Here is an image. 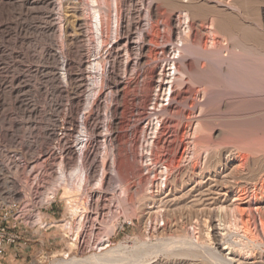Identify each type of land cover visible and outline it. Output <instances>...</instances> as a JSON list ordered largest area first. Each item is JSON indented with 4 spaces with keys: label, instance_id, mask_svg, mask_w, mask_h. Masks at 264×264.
<instances>
[{
    "label": "rangeland",
    "instance_id": "obj_1",
    "mask_svg": "<svg viewBox=\"0 0 264 264\" xmlns=\"http://www.w3.org/2000/svg\"><path fill=\"white\" fill-rule=\"evenodd\" d=\"M22 1L15 2L9 6L10 10L8 9L10 18L7 21L10 26L9 30L6 29L9 32L5 31L4 35L12 36L8 41L4 40L6 52L4 54L8 63L6 80L11 76L15 77L14 84L12 83L14 86L8 83L9 86L14 90H19L21 87L20 99L29 100V103L34 104L37 115L29 114L24 110V102H16L14 98L7 97L1 102L0 201L20 200L24 205L26 216L36 215L38 225L20 226L14 232L19 234L21 240L6 247L4 255L0 258V264H249V256L259 250L260 245L256 240L245 238L246 235L244 236L243 230L240 229L242 228L240 214L233 207L240 199V202H248L247 205L252 208L247 207L251 211L248 210L250 212L246 214L254 213L258 233L260 236L263 235L254 203L261 201L264 196V193L258 189L260 181L264 179V150L261 149L264 146V95L251 96L241 90L239 92L238 88L229 85L230 82L225 79H222L221 85H216L220 84V81L215 84L210 82L209 86L195 83L194 86L192 83L194 87L185 77L182 86H180L181 82L177 81L179 82L175 83L177 90L179 86L181 89L188 83L193 88H200L199 90L203 87L207 92H209L207 87H212L210 84L217 86L210 89L213 90L211 95L208 96L207 93L205 96L206 103L203 105L201 116L202 118L205 116L203 120L206 118L205 121L208 123L205 121L204 123L209 127L206 126L205 132L201 133L203 136L198 134L201 139L203 138L199 141L200 138L195 136L197 134L191 136L187 131L189 120L186 117L197 111L196 108L190 107L193 98L179 96L174 98L166 94L165 97H161L162 100L159 97L153 99L150 96L151 89L143 86L147 84L144 77L146 68L140 73L137 69L132 74L134 55L129 52L128 57L131 62L129 65L132 66H129L127 74L134 80L124 88L126 94L123 98L124 102L121 99L119 103L117 126L114 128L109 120L105 107L109 103L108 99L104 98L100 107L92 110H89L88 102L82 101L89 94V85L80 87L76 91L75 100L78 101L81 95L82 99L79 100L78 106L75 103L76 110L70 113V97L64 92L60 93L59 90L54 91L56 82L59 83L58 86L63 84L58 50L64 49L62 42L69 33L66 32V26H61L63 29L57 26L55 17L52 31L41 34L37 30L33 32L31 27L41 20L38 18L40 15H36L34 10L31 12L34 17L28 16L25 8L20 5ZM97 1L99 3L95 4L107 8L110 14H113V2L123 6L121 8L125 26H128L141 10V0ZM241 1H245L243 7ZM241 1L176 0L173 4L169 0L155 2L170 20L179 15V6L183 7V3L190 6L199 4L203 7L198 8L204 10H199V15L196 13L195 24L207 23L220 11L221 18L225 15L222 20H226L228 18L226 15L229 14L228 19L231 15L232 18L234 17L232 22V18L226 21L233 24V34L238 35V39L243 37V32L238 28L243 24V27L252 28L254 33L264 38L262 13L264 0ZM83 3L81 5H84ZM143 13L142 22L145 19ZM75 15L77 16H74V20L77 22L80 16ZM92 21L91 18V23ZM15 26L21 28L22 32L15 31ZM25 27L29 28L27 32L24 31ZM74 27V34L71 32L70 34H73L76 40L75 46L86 56L84 50L86 34L77 25ZM108 33L104 41L106 42L107 39L108 42L104 45L108 49L105 54L108 57L100 51L102 57L105 56L103 63L114 61L121 67L126 58L123 42L121 40L122 45L121 43L116 45L114 33L111 31ZM218 35L220 38L223 36L222 39H227V48L237 46V40L233 39L235 40L233 41L228 31L224 32L222 29ZM120 36L121 33L116 39ZM228 38L232 41L230 42ZM44 44L54 45L50 61L42 54L41 49ZM238 44L241 51L243 49L244 59L252 60L251 62L257 60V63L264 60L263 49L256 50L241 42ZM95 46L94 41L93 57L98 53ZM161 56L162 53L159 52L156 61L158 67L162 64ZM116 58L118 59L115 60ZM203 63L205 66L206 60H202V65ZM219 66L213 67L217 68L214 69L215 74L220 72ZM117 71L116 75H123L122 67ZM218 74L215 76L220 80L221 76ZM54 80L55 84L52 85ZM24 83L28 84L26 89L23 88ZM91 88L93 91L90 92L97 90L95 82ZM38 89H41L40 93L43 95L37 93ZM154 110L157 114L161 111L157 116L159 118L154 117L156 116L153 115ZM89 112H93L92 126L85 127L81 125V121ZM71 117L73 123L70 121ZM51 123L54 127L53 132L49 129ZM256 138H259V141ZM87 140H92L88 146H86ZM195 141L199 143L196 146H194ZM82 145L83 149L90 153V157L86 160L80 158ZM252 145L253 147L257 145V152ZM69 150L71 152H68ZM89 165H93V168L87 171ZM76 166L78 172L70 175L73 167ZM101 168L106 173L102 181ZM60 173L63 174L62 181L59 177ZM3 178L15 185L17 191L15 197L10 196ZM3 186L8 192L3 190ZM48 189L53 191L54 196L47 197L46 200L45 194ZM212 222H217L224 228L219 243L221 247H225L224 250H220L213 242Z\"/></svg>",
    "mask_w": 264,
    "mask_h": 264
},
{
    "label": "bare ground",
    "instance_id": "obj_2",
    "mask_svg": "<svg viewBox=\"0 0 264 264\" xmlns=\"http://www.w3.org/2000/svg\"><path fill=\"white\" fill-rule=\"evenodd\" d=\"M17 1L19 2L20 0H0V32L2 33L0 35V105H1V102L5 101L7 99V97H9V99L10 98H12V99L14 98V101H16V102H20V103L24 102V110L25 111L27 110V112L29 114H31V113L34 114V113L37 112L34 104L29 103V100L25 101V99H23V98L20 99V95L19 94H20L21 87H19L20 88L19 90H14V88L12 86L11 87L9 86L10 83L12 84L14 82L15 77L11 76L9 80H6V78H7L6 74L8 73L7 72V69H8L7 64L8 63H7V57L4 54V53H6L5 52L4 43H5L6 40L8 41V39L11 38L12 35L11 36L8 35V34L4 35V32L6 31V33H7V31L9 30V26H10V23L7 21L10 18L9 17L10 16L9 15V10H10L9 8L10 7L9 6L12 5V4H15V2H17ZM79 1L80 0H23L21 2V4H20L23 8H25L26 13H27L28 16L30 15V17H31L33 15V14L31 15V12L34 11V10L36 11L35 12L36 15L37 14L40 15V17H38V18L39 19L41 18V20L38 23H36V24L34 23L35 25H33L31 27L33 29V32H35L37 30L41 34L42 32L46 33V31H49V30L52 31L53 30V26H54V17L56 18L55 20L57 21L56 22L57 26H59V27H61L63 25L66 26V29H67L66 32L69 33V34H67L64 37V42H62V46L64 44L65 47H64V49L60 48L58 50L59 51L58 53H59V56H60V63H61L60 64V66H61L60 67L61 79H62L63 84L61 86H58L59 83L56 82L57 84L54 85V91L59 90L60 93L64 92L67 96L70 97V104H71V108H69V110L71 109L70 113H72V111H74L75 103H77L76 105L78 106L79 100L82 99V95H81V98L78 97L79 98L78 101L75 100L74 96L76 94V91H78L80 87L82 88L85 85H89L90 86L89 94H87L86 97L83 96L84 99H82V101L85 100L86 102H88L87 104L89 105L88 106L90 108L89 110H92L94 108L100 107V103L103 102L104 98L108 99L109 103H107L106 106H105L106 107V111L108 113V117H109V120H110L112 126H114V128H115V126H117L116 125L117 124V120H118V115L117 114H118V110H119V106H120L119 103H120L121 99L123 101V98H124V96L126 94V92H124V88H127L126 86L128 84H130V82H132V80H134V79H132L133 77H130L127 74V72L129 71V66H130L129 65L130 61H129V57H128L129 52L134 55V65L133 66L131 65L133 67V69L130 68V69L133 70V71L131 70L132 74H134V71H136L137 69L139 70V73H140V71L145 70V68H146V71L144 73V75H145L144 77H146L147 82H145V81H142V82L147 83V84L143 85L144 87H146L147 89L148 88L151 89V94L152 95H150V96L153 99L159 97V99L162 100L161 97H165L166 94H170V96L172 95V97H174V98H176L177 96H179L180 98L181 97L193 98L194 101L191 100V102H193V103L191 104L192 106H190V107L191 108H196L197 109V111H196L197 113L196 112L194 113V111H193V114L191 116L187 115V117H186L189 120L188 124H187L188 125L187 131H188V134L191 135V136H192V134H197L195 136H198V134L201 135V133L205 132L207 127H209V126H207L208 124L205 125L206 123H208V122L205 121L206 118L203 120V118L205 116H203V118L201 116L202 115V108H203V105L206 103L205 102V96L207 95V93H208V96L211 95L213 93V92L211 93V91H213V90L210 91V89L213 86L217 87V86H215L213 84H210L212 87L211 88L207 87L208 91H209V92H207V89L205 90L203 87H202L203 90L202 89L199 90L200 88L199 89L193 88L195 86V84L201 85V86L202 85L205 86L207 84V86H209L208 84L210 82L215 84V83H218L220 81V84H216V85H221V81L223 82L222 79H225V80H227V82L231 83V84L229 83V85L238 88L239 92L241 90V91H243L244 94H247V95L250 94L251 96L252 95H259V94L260 95L261 94L264 95V60L259 61L257 63L256 62L257 60L253 59V60H255V62H256L255 63V62H251L252 60L249 61L248 59H244L243 58L244 55H243V52H242L243 49L241 51L240 46H238V45H240V44H238V42H241L242 44L243 43L245 45L247 44V47L251 46L253 48H256V50H257V48H261L264 51V38L263 37L261 38L260 35L254 33L252 31V28L250 29V28H247L245 26L243 27V25H244L243 24L242 27H238L241 30V32H243V37L241 39H238V35H234L233 34V30L234 29H232L233 24L231 22L233 21L234 17L232 18V15H231L230 19H228L230 14L226 15V16H228L227 19L225 18L226 20L230 21L231 18H232L231 22H228L226 20H222V18L225 15L221 18L220 11H219V13L216 12V13H218V15H216V17L213 15L215 18H211V20L208 21L207 23H198L197 22V24H195L194 20L196 18V13L199 15L198 11L203 9V8L201 9V8H198V7H203V6H199V4H198V6L197 5H193V4H191L193 6H190L187 3H186V5H184V3H183V5H182L183 7L179 6L180 7V13H178L179 15L177 14L178 16H176L174 19L170 20V19H167L168 16L167 17L165 16L166 13L164 14V12H162L161 9L159 8V4L157 3L158 1L155 2L156 0L155 1L154 0H141V7H140L141 10H140V12H138L136 14V16L134 17L133 21H132V19H133V14H132V17L130 19L132 22L128 21L129 22L128 26H125L124 25L125 23L123 24V19H124L123 15H124V13H123L122 8H121L123 6H121V5L119 6L117 3L113 2V4H114L113 5L114 8L112 9L113 10V14H110V12H107V8L105 9V8H103L101 6H97V4H95L96 2H98L97 0H87L85 3L82 2L84 5H81L82 3H80ZM169 1H170V3L172 2V4H173V3H175L176 0H169ZM185 1H188V0H185ZM164 2L166 3V1H164ZM241 2H243V1H241ZM244 2L241 3L242 7L244 5ZM89 3H90V5H89ZM233 4H234V2H233ZM239 4L240 3H238V6H239ZM161 7H162V5H161ZM163 9H165V7ZM133 12H131V13H133ZM142 12H144L143 14H144V18H145L143 22H142V18H141L142 17ZM11 13H13V12H11ZM68 13H70V14H68ZM262 13L264 14V8L262 10ZM75 14H78L80 16V19L77 22H75V20H74L75 19L74 16H77ZM130 15H129V18H130ZM219 15H220L221 19L219 18ZM33 17H34V15H33ZM91 18L93 19L92 23H91ZM76 25L78 26V28H80L86 34V49H84L86 51V54H85L86 56H84L81 53V50H79L78 47L75 46L76 45V40L74 39V37L72 35L75 32L74 31L75 30L74 26H76ZM30 26H29V28H30ZM7 28H8V30H6ZM29 28L25 27L24 31L27 32L26 30L29 29ZM14 29L17 32L18 31L22 32V29L19 28L18 26L17 27L15 26ZM222 29H223L224 32L228 31V33H230V35L232 36V38H231L232 40L233 39L237 40L236 41L237 42L236 43L237 46H233V48L232 47L231 48H227L226 47V44H227L226 40L227 39L226 38L222 39L223 36H221V38H220V36H219L220 34L218 35V33H220V31H222ZM236 29H237V26H236ZM108 31L109 32L111 31V32L114 33V35H115V39H114L115 42L114 43H116V45L118 43H121V45H122V42H123L124 49L126 51V52L124 51L126 53V58H125V61H124L123 65L121 66L123 75L118 73V74H120V76L116 75V72H118L117 70L119 68H121V67L117 66L114 63V61L112 63L111 62L110 63H105V62L103 63V60H104L105 56L108 57L107 55H105L108 52V49H106L104 47L105 43H108L107 39H106V42H104L105 38L108 37L107 36L109 34ZM39 32L38 33L36 32V33L39 34ZM70 32L73 33V34H70ZM120 33L123 36V39H122V36H120L119 39H116L117 35L119 36ZM110 34H112V33H110ZM221 34H223V33H221ZM111 38H113V36ZM228 39L230 41V38H228ZM121 40H122V42H120ZM15 41H16V39H14V42ZM94 41H95V45H96L95 47L98 49V53H97V55H95V57H93L94 54H93V50H92V44H93ZM112 41H113V39H112ZM233 41H235V40H233ZM206 43H207L208 47L206 46ZM234 44H235V42H234ZM107 45H109V44H107ZM42 46L43 47H42L41 50H42L43 56L46 57L45 59L50 61L51 52H52V49L54 48L53 47L54 45L53 44H48V45L44 44ZM158 48H160V49L157 50ZM84 50H82V52ZM100 51H103L104 52L103 54L105 56L102 57V55L100 54ZM159 52H160V54L162 53V56L160 57V58H162L161 59L162 64H159L160 66L158 67L156 61L158 59L157 55L159 54ZM247 55H249V54H247ZM190 57H191V59H190ZM245 58H247V57H245ZM117 59L118 58H116L115 60H117ZM188 59H189V61H188ZM119 60H118V62H119ZM202 60H206V62H207L206 64L207 65L205 64V66H204L205 61H203L204 63L202 65ZM214 63H216V64H214ZM85 65H86V67H85ZM211 65H213V66H211ZM218 66H219L218 71H220V72H218L219 74L218 73H216V74L221 76L220 80L217 78V76H215L216 75L214 73V69L215 68H213V67H218ZM156 68H158L159 70L157 71ZM132 76H134V75H132ZM184 77L189 80V83H191V85H192V83L193 84L195 83L194 86L192 85L193 87H191V85H188L189 84L188 83V84H185L180 89V86H182V82L185 83V81L183 80ZM144 79L145 78H143V80ZM181 80H183V81H181ZM177 81L181 82L178 90L176 89V86H175V83H179ZM94 82H95V85L98 88H97L96 91L90 92V91H93V89L91 87L93 86ZM227 82H225V83H227ZM17 83H18V81H17ZM53 84H55V80L52 81V85ZM145 85H147V86H145ZM27 87H28V84L24 83L23 88L26 89ZM222 91L224 92V90H222ZM40 92H41V89H38L37 93H39L40 95L41 94L43 95V93H40ZM65 94H63V95H65ZM211 98H213V97H211ZM76 99H77V97H76ZM262 106H263V104H262ZM196 109H194V110H196ZM92 113L89 112L85 116H83V119L81 121V123H82L81 125H84L85 127L86 126L87 127L92 126L91 125V121H92L91 120V114ZM159 113H161V111ZM254 113H256V112H254ZM154 114L156 115L154 117L158 116V114H157V112L155 110L153 112V115ZM36 115H37V113H36ZM157 118H159V117H157ZM247 119H249V118H247ZM258 119H259V117H258ZM213 120H211V121H213ZM70 121L72 123L74 122L72 117L70 118ZM204 121L206 123H204ZM245 122H247V120H245ZM209 123H210V121H209ZM260 123H261V121H260ZM53 124H54V122H53ZM49 125H50L49 126L50 127L49 128L50 131L53 132L54 131V127H53L52 123L49 124ZM236 126H237V124H236ZM249 128H251V126ZM234 131H237V130L234 129ZM250 131H252V130H250ZM248 132H249V130H248ZM191 136H190L189 139H191ZM201 136H203V135H201ZM251 136H252V134H251ZM202 139L200 138L199 141H201ZM193 140H194V137H193ZM207 140H208V138H207ZM246 140L248 141V139H246ZM188 141L189 140H187V142ZM251 141H252V139H251ZM197 142H198V140H197ZM197 142L194 143V146L199 144ZM261 142H263V141H261ZM91 143H92V140L88 141L86 143V146L90 145ZM202 143H204V142H202ZM190 144H192V143H190ZM250 144H252V143H250ZM257 144H258V142H257ZM261 144H263V143H261ZM247 145H249V144H247ZM253 145H252V147H253ZM202 146H203V144H202ZM250 146H248V147H250ZM81 147L83 149V145ZM206 147H207V145H206ZM252 147H251V149H252ZM254 147L256 148V152H257V145L254 146ZM200 149H202V148H200ZM207 149H208V147H207ZM215 149H216V147H215ZM248 149H250V148H248ZM261 149L264 150V146H262ZM68 152H71V151L69 150ZM81 152H82L81 153L82 157H80L81 159H85L86 160V158L90 157V153L88 151L83 149V151L81 150ZM205 152H206V149H205ZM252 152H253V150H252ZM258 153H260V151H258ZM112 160H114V159H112ZM243 160H245V159H243ZM249 160H248V162H249ZM102 166L104 168V164ZM92 168H93V165H89L87 167V171L92 170ZM1 169H2V167H1ZM104 169H102V171H101L102 173L100 174L101 181L106 176V173L104 172ZM77 172H78V167L77 166L73 167L72 172L70 173V175H73V174H75ZM1 173L2 172H0V174ZM233 174H232L231 177H233ZM62 176H63V174L60 173L59 177H60L61 181L63 179ZM3 181H4V183L7 186V189L9 191V193H10V196L11 197H15L16 194H17L15 185H13L10 182L5 181V179ZM263 185H264V179H262V181H260V186L258 185L259 186L258 189H260L261 192L264 193ZM67 189H69V187ZM3 190L6 191L5 187H4ZM8 191H6V192H8ZM9 193H7V194L9 195ZM201 194H202V192H201ZM45 195L44 196H45V198L47 200V197L48 198H52L54 196V193H53V191H51V189H48L47 190V194H45ZM247 199L249 200V198H247ZM240 200H239L238 203L236 202L237 204H235L234 205L235 207H233L240 214V218L239 219H240L241 226H242V228H240V229L243 230L244 236L246 235L245 238H248L251 241L256 240L258 242V244L260 245L259 250H257L253 254L250 253L251 255L249 256L250 257L249 264H264V237L262 238V236H264V196H263V199H261V201L254 203L255 210L258 213L259 225H260L262 233H263L262 236H260L259 233H258L257 225H256V221H255L256 218H255V216H253L254 213L253 214L252 213L251 214H246V213H249L251 211L250 208H252V207H250V205H247L248 202L247 203H245V202L243 203V202H240ZM247 207H250V208L247 209ZM248 210H250V211H248ZM256 211H255V213H256ZM224 212H226V209H225ZM82 219H83V217H82ZM227 228H229V227H227ZM223 230H224V228L219 223L212 222L211 236H212L213 242H215V244L218 246V248L220 250H224L225 249V247H221L219 245V243L221 242L222 235H223ZM106 241L108 242L109 240H106ZM213 256H215V255H213ZM219 257H221V256H219ZM231 260H234V259H231ZM220 262L222 263V261H220Z\"/></svg>",
    "mask_w": 264,
    "mask_h": 264
},
{
    "label": "built area",
    "instance_id": "obj_3",
    "mask_svg": "<svg viewBox=\"0 0 264 264\" xmlns=\"http://www.w3.org/2000/svg\"><path fill=\"white\" fill-rule=\"evenodd\" d=\"M23 206L20 200L0 201V258L4 255L6 247L21 240L19 234L14 233L20 226L38 225L36 215L26 216Z\"/></svg>",
    "mask_w": 264,
    "mask_h": 264
}]
</instances>
